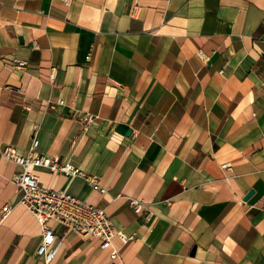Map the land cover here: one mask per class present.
<instances>
[{"label":"crops","instance_id":"0c3cea01","mask_svg":"<svg viewBox=\"0 0 264 264\" xmlns=\"http://www.w3.org/2000/svg\"><path fill=\"white\" fill-rule=\"evenodd\" d=\"M33 134L106 191L39 183L132 237L101 249L53 225L50 264H264V0H0V152L26 155ZM19 170L0 154V264H44Z\"/></svg>","mask_w":264,"mask_h":264},{"label":"built area","instance_id":"2783aa9c","mask_svg":"<svg viewBox=\"0 0 264 264\" xmlns=\"http://www.w3.org/2000/svg\"><path fill=\"white\" fill-rule=\"evenodd\" d=\"M68 5L69 0H62ZM133 14V13H132ZM14 69L25 70L27 62L13 59L10 61ZM61 103V101H60ZM78 116V115H77ZM85 126L92 121V116L87 115L82 119ZM38 141L35 134L32 135V142L26 155H18L12 147H5L1 156L15 165L20 170L15 173L12 183L20 190V203L36 220L40 228V242L36 249V255L41 258L44 264L54 261L60 241L57 240L53 231V225L62 226L67 232L72 233L79 239H97L101 249L112 248V239L117 237L121 245L128 243L132 237L126 236L116 230L103 209H99L86 203L62 190H54L42 186L34 173L36 169H43L51 173H63L66 177H80L94 191L103 194L106 189L99 185L95 175L87 174L78 167L68 162H58L56 159L37 153ZM228 164L222 168H228ZM129 205L134 213H145L146 217L150 212L145 208V203L135 198H128ZM11 212L8 204L0 208V224ZM118 252L115 249L109 254L110 260H116Z\"/></svg>","mask_w":264,"mask_h":264},{"label":"water","instance_id":"95a60500","mask_svg":"<svg viewBox=\"0 0 264 264\" xmlns=\"http://www.w3.org/2000/svg\"><path fill=\"white\" fill-rule=\"evenodd\" d=\"M118 129L120 130V131H123V133L125 134V135H128V134H130V129H128L126 126H124V125H118Z\"/></svg>","mask_w":264,"mask_h":264}]
</instances>
